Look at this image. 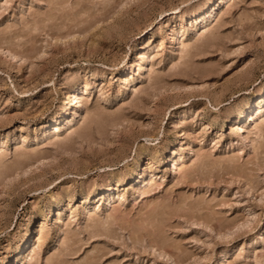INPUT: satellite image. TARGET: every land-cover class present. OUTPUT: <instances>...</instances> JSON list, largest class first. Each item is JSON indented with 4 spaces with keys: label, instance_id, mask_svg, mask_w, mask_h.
<instances>
[{
    "label": "rangeland",
    "instance_id": "1",
    "mask_svg": "<svg viewBox=\"0 0 264 264\" xmlns=\"http://www.w3.org/2000/svg\"><path fill=\"white\" fill-rule=\"evenodd\" d=\"M260 105L264 0H0V264H264Z\"/></svg>",
    "mask_w": 264,
    "mask_h": 264
},
{
    "label": "bare ground",
    "instance_id": "2",
    "mask_svg": "<svg viewBox=\"0 0 264 264\" xmlns=\"http://www.w3.org/2000/svg\"><path fill=\"white\" fill-rule=\"evenodd\" d=\"M144 56H145V54L143 53V54H142V57H144ZM142 57H141V58H142ZM74 97L77 98L78 95H77V94H74ZM261 98H262V97H261ZM254 104H255V103H254ZM263 108H264V107H262V106L260 105V107H259L258 110H259V111H260V110H263ZM261 112H262V111H261ZM261 112H260V113H261ZM258 113H259V112H258ZM256 115H258V114L254 112V114L252 115L253 118H251L252 121L254 120V118H255ZM257 118H258V117H257ZM56 127H58V126H56ZM56 130L58 131V129H56ZM147 187H148V186H147ZM31 243H32V242H31ZM34 250H35V249H34ZM31 253H32V252H31ZM34 253H35V252H34Z\"/></svg>",
    "mask_w": 264,
    "mask_h": 264
}]
</instances>
